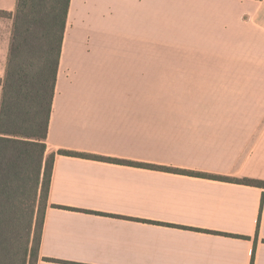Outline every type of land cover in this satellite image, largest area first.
I'll list each match as a JSON object with an SVG mask.
<instances>
[{
	"label": "crops",
	"instance_id": "crops-1",
	"mask_svg": "<svg viewBox=\"0 0 264 264\" xmlns=\"http://www.w3.org/2000/svg\"><path fill=\"white\" fill-rule=\"evenodd\" d=\"M18 0H0V107ZM264 0H71L37 264H264Z\"/></svg>",
	"mask_w": 264,
	"mask_h": 264
},
{
	"label": "trees",
	"instance_id": "trees-1",
	"mask_svg": "<svg viewBox=\"0 0 264 264\" xmlns=\"http://www.w3.org/2000/svg\"><path fill=\"white\" fill-rule=\"evenodd\" d=\"M71 0H18L0 107V264H37L55 155L48 129ZM108 163L254 186L264 181L60 151Z\"/></svg>",
	"mask_w": 264,
	"mask_h": 264
}]
</instances>
